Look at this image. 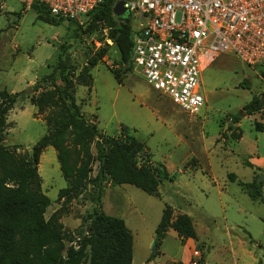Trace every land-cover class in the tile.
I'll use <instances>...</instances> for the list:
<instances>
[{
    "label": "rangeland",
    "instance_id": "obj_1",
    "mask_svg": "<svg viewBox=\"0 0 264 264\" xmlns=\"http://www.w3.org/2000/svg\"><path fill=\"white\" fill-rule=\"evenodd\" d=\"M38 14L20 0H4L0 7V88L19 95L7 113L3 144L27 157L47 131L30 102L40 90L34 91L35 82L53 71L60 54L77 73L85 53L97 49L90 42L92 35L80 34L75 21L66 26ZM111 68L119 71L120 83ZM123 68L116 47L109 45L90 70V87L76 85L75 98L101 133L116 137L128 131L145 144L150 163L165 167L171 177L161 180L157 196L131 184H106L102 191L101 209L122 218L132 234L131 264H188L193 247L201 253L198 264H264V130L255 128L256 122L264 124V106L232 123L253 96L264 94V64L249 66L233 53L220 54L200 73L204 104L197 114L181 110L154 90L137 68ZM56 83L62 84L59 79ZM41 84L48 87V82ZM97 166L95 162L92 175ZM38 173L49 198L45 217L57 210L65 231L74 238L84 233L94 207L89 188L64 204L57 200L67 180L52 146L41 153ZM254 180L262 183L256 200L239 184ZM165 204L173 216L191 217L194 241L182 242L168 228L155 245Z\"/></svg>",
    "mask_w": 264,
    "mask_h": 264
},
{
    "label": "trees",
    "instance_id": "obj_2",
    "mask_svg": "<svg viewBox=\"0 0 264 264\" xmlns=\"http://www.w3.org/2000/svg\"><path fill=\"white\" fill-rule=\"evenodd\" d=\"M112 5V0L100 3L85 15L83 26L76 23L75 26L80 34L94 35L98 39H102V29L109 27L119 62L125 70L130 68L132 25L129 20L119 21L112 14ZM31 7L38 9L39 17L46 15L47 19L62 24L65 20L50 17L43 5L33 3ZM108 47L105 44L93 54L86 52L85 62L77 73L60 54L53 71L35 82L34 91L40 90L30 96V102L42 115L47 131L32 146L28 157L3 144L7 113L19 95L0 88V264H131L132 234L122 218L101 209L102 191L106 184H131L157 196L161 180L171 177L165 167L150 163V154L143 142L128 131L116 137L101 133L94 121L85 118L76 102V85L90 87V70L101 61ZM111 70L120 83L119 71ZM58 79L62 84L56 83ZM42 82H48V87L43 88ZM263 106L260 96H253L232 123H237L242 114L259 112ZM255 128L264 130V125L256 122ZM47 146L56 151L59 169L67 180V185L58 190L57 200L64 204L89 188L88 198L94 203L88 227L76 238L64 230L57 210L48 218L44 215L49 198L42 191L38 163ZM95 162L97 171L92 175ZM228 176L235 178L234 174ZM239 184L251 199L261 197V182ZM168 228L175 230L182 242L195 238L191 217L185 213L173 216V209L165 204L155 229L156 246ZM201 261L202 258L199 263Z\"/></svg>",
    "mask_w": 264,
    "mask_h": 264
},
{
    "label": "built area",
    "instance_id": "obj_3",
    "mask_svg": "<svg viewBox=\"0 0 264 264\" xmlns=\"http://www.w3.org/2000/svg\"><path fill=\"white\" fill-rule=\"evenodd\" d=\"M20 1L25 7L43 5L50 17L83 26L85 15L109 0ZM121 1L132 25L130 65L189 114L203 107L200 73L220 54L233 53L249 66L264 64V0ZM109 29L90 42L96 48L113 45ZM190 255L188 264H198L200 251L193 247Z\"/></svg>",
    "mask_w": 264,
    "mask_h": 264
},
{
    "label": "water",
    "instance_id": "obj_4",
    "mask_svg": "<svg viewBox=\"0 0 264 264\" xmlns=\"http://www.w3.org/2000/svg\"><path fill=\"white\" fill-rule=\"evenodd\" d=\"M112 14L119 19H127L126 15H125V8L123 6V1L118 0L116 1L113 5H112ZM63 25H68V20H64L63 21ZM32 89L31 87H29V90L25 92V94H27L28 92H30ZM260 102L263 104L264 103V94L261 95L260 97ZM202 264H204V262H202Z\"/></svg>",
    "mask_w": 264,
    "mask_h": 264
},
{
    "label": "crops",
    "instance_id": "obj_5",
    "mask_svg": "<svg viewBox=\"0 0 264 264\" xmlns=\"http://www.w3.org/2000/svg\"><path fill=\"white\" fill-rule=\"evenodd\" d=\"M264 125V124H263ZM240 138H241V135H240ZM238 138V139H240ZM190 241H194V239H188L187 242H190Z\"/></svg>",
    "mask_w": 264,
    "mask_h": 264
}]
</instances>
